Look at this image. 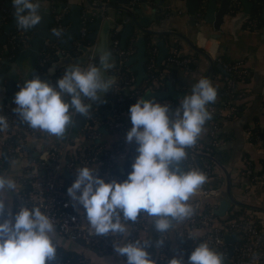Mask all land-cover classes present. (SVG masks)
<instances>
[{
    "label": "clouds",
    "instance_id": "obj_1",
    "mask_svg": "<svg viewBox=\"0 0 264 264\" xmlns=\"http://www.w3.org/2000/svg\"><path fill=\"white\" fill-rule=\"evenodd\" d=\"M17 26L23 30L36 28L42 21L40 0H12ZM61 37L62 30L52 29ZM97 64H69L55 86L39 77L27 79L15 93L13 111L34 130L60 139L65 136L74 114L87 117L92 104L110 91L114 80L105 73L114 67L112 53L98 49ZM217 88L208 78L193 84L179 106L169 116V106L155 99H137L130 106L131 129L126 142L138 145L132 171L122 183H105L97 178V169L87 166L75 172V181L67 189L74 204L82 206L86 220L96 235L119 236L114 251L126 257V264H157L148 249L149 239L128 240L130 222L148 216L160 234L172 230L174 222L194 213L188 203L206 183V174L192 168L178 167L187 158L186 149L196 144L206 122L212 119L208 106L217 100ZM102 102V101H101ZM9 127L0 116V131ZM15 180L0 174V264H55L57 259L56 225L40 207L21 203L13 216L6 209L9 193L16 194ZM67 206V205H66ZM123 240L121 245L120 241ZM164 240L156 241L155 247ZM226 254L210 247L207 241L197 244L187 264H225ZM168 264H184L183 258H172Z\"/></svg>",
    "mask_w": 264,
    "mask_h": 264
},
{
    "label": "crops",
    "instance_id": "obj_2",
    "mask_svg": "<svg viewBox=\"0 0 264 264\" xmlns=\"http://www.w3.org/2000/svg\"><path fill=\"white\" fill-rule=\"evenodd\" d=\"M185 1L186 0H145L144 5H140V8L138 2L134 6L128 5L129 10H134L133 16L136 20L138 17H141L143 20L144 17L147 18L145 19L146 21L144 20L145 25L142 29H149L152 32H157V35L155 34L153 36L144 35V49L147 46H151L153 64L160 65L172 50H175L179 55H195L192 59L191 69L180 66L171 68V78L166 82L169 83L171 90L177 94V97L175 99L171 97L161 99L170 102L169 109H177L179 101L186 94H190L193 84L200 78L210 79L217 90L222 86L224 83V79L222 78L224 71L218 63L212 60V57L215 55L226 62L237 63L248 70L247 80L238 83V88L243 90L245 102L241 111L231 118H225L220 121L219 141L212 153V163L211 165L209 164L210 175L203 185V187L208 188L211 192L206 197L196 193L191 199L197 200L199 198L200 201L209 203L213 209L218 207L220 201H226L227 206L221 216H226L229 211L235 209H245L239 206L243 204L264 208V179L259 178L264 163V146L254 140L252 141L250 137L252 130L264 134V37L261 34L263 23L260 18L259 25L257 26L249 25L248 22L250 20H246L241 24L240 28L236 27V25L232 27L228 21L230 17L243 10L244 7H248V3H250L249 14L251 11L250 0H238V6L234 14L230 15L226 10L222 17V23L219 25L221 31L218 32L213 29V24L211 22L202 21V10L199 18L197 14L194 15L193 24H191L188 20ZM11 2L12 0L10 3ZM227 3L228 0L226 6ZM219 4L220 0H215V9L219 7ZM72 5L87 6L85 0H40V6L49 10V16L52 19L55 17L56 13H61V10L64 8L65 11L63 12V16H65L64 18L62 16V21L70 15V7ZM58 7H60V9L56 11ZM135 10H139V12L135 13ZM103 14L112 17L115 16L117 12L114 9H110L106 11L103 10ZM62 26V32L66 31L69 29L70 23L67 22L65 25L62 24ZM14 28L20 29L18 26ZM48 29L52 31V29H54V24H48ZM130 34L131 35L126 37L123 46L126 44L131 46L132 44L133 52L131 55H133L136 51L134 44L137 38L142 34L138 30V27H134ZM63 38V35L61 37H55V41H57V54L62 56H75L80 54L79 52H74L73 49L77 44L75 36H69L66 41H63ZM147 39L148 41H146ZM51 42V40L45 39L44 46L49 45ZM156 42H158V44H156ZM29 44L18 46L25 48L29 46ZM68 44L70 48L67 47ZM18 46L10 56H0V60H11L18 51ZM173 46H176V48H173ZM194 46L202 50L203 54L208 55V58L193 51L191 47ZM0 50L1 54L7 52L6 37L3 42L0 43ZM160 50H165V53L160 54V58L157 60ZM40 51L41 50H39L36 59L40 55ZM57 54L56 58L51 60L44 68L38 66L35 59L39 75L45 74L46 68L58 59ZM136 64L137 63L133 61L128 65L129 69L134 73V79L137 74ZM65 68L66 67L60 68L52 75L48 76L51 85L55 86L57 78L63 73ZM28 73L29 63L27 59H24L22 61V72L20 73L19 80H24ZM164 90H166V85L163 90L159 91ZM146 91L154 92L151 89H147ZM179 94H181V97ZM142 96L143 95L139 98ZM220 99L221 97L218 94L214 104L218 103ZM15 107L16 105L13 104L8 105L4 102L1 103L0 116L13 110ZM174 112L175 111L170 112L169 116L171 117ZM124 122L125 127L120 132L109 133L104 130V132H101L99 140L94 142L103 145L107 149H111L115 141L121 140L123 142L122 152L119 153L115 159L116 168L120 171H122L124 160L127 159L125 157L126 150L131 145H135L136 149L138 147L135 142H126V134L132 127L129 110L125 112ZM22 124L27 127V129L31 130L30 134L25 135V148L23 152L19 153L18 156L9 157L5 150L0 148V174L15 180L18 185V191L20 189L19 179L28 175V172L22 170L25 165L26 157L30 155V157L34 159H44L47 147L57 139L54 136H49L43 131L30 128L24 122H22ZM72 132L74 134L73 137L71 136ZM78 133L79 131L66 130L65 136L67 135L71 141H75L73 144H68L69 147L78 148L85 143L83 141L84 139L81 138ZM206 133L207 124H205L204 131L201 133L199 139H204ZM2 150H4L3 154ZM197 159L200 167H196L201 170V166L205 161L202 158ZM14 195L15 194L9 193V201H6V209H12ZM209 200L211 201L209 202ZM252 212L264 217V214L260 212L254 210H252ZM204 229L205 228L198 227L194 229L193 232L199 236L202 235ZM137 236L140 239L152 240V233L150 231H139ZM55 240L57 246H61L63 249L75 253H82L92 264H126V261L122 259L121 255L114 250L106 254H97L86 247L83 248L77 243L66 241L61 238L57 232ZM89 252L97 256H92L93 258H90L88 256Z\"/></svg>",
    "mask_w": 264,
    "mask_h": 264
},
{
    "label": "built area",
    "instance_id": "obj_3",
    "mask_svg": "<svg viewBox=\"0 0 264 264\" xmlns=\"http://www.w3.org/2000/svg\"><path fill=\"white\" fill-rule=\"evenodd\" d=\"M5 0H0V17L3 18L6 14L4 7ZM138 0H129V5L134 6ZM205 0H199V10L196 12L197 16L201 14L202 6ZM264 6V0L262 2ZM238 6V0H228L226 10L227 13L232 15L236 11ZM65 9L61 10V13H56L54 20V29L62 30V16ZM100 14L104 15L101 11ZM106 16V15H105ZM127 20V17H124ZM249 25L255 26V20L249 19ZM121 28V22L116 23L111 30V45L110 52L116 56L114 67L109 71V74L113 76L114 84L110 89L113 94L116 95V100H122L121 90L125 86H120L117 82V74L113 72L125 63L127 58L132 54L131 47H121L119 44V31ZM81 35L84 33L83 29L80 30ZM16 39L25 43L29 40V36L23 29H16L9 35V43L14 42ZM175 52V50H172ZM47 56L43 55L37 60V64L43 67L47 62ZM168 61H173L177 66L187 68L189 59L182 57L175 59L172 54L167 56ZM212 60L218 63L221 68L227 72V74L233 75L236 80L242 81L245 76L248 75V70L238 65L237 63H230L222 60L219 56L212 57ZM149 66H153L152 58L149 60ZM91 64V60L87 62ZM86 64V65H87ZM93 64H97L94 62ZM85 65V66H86ZM168 77V76H166ZM129 81H133V77H130ZM224 84L228 88H233L235 82L232 78L225 77ZM240 95L244 96L243 91ZM156 102L169 106L170 102L161 99H155ZM233 98L226 96L220 99L216 104H210L208 106L209 111L212 113V119L206 122L207 124V136L208 143L204 150H200L201 143L197 140L196 144L192 146L195 152H203L209 154L213 148L218 144L219 126L215 123L216 119L224 117L231 118L235 116L234 107L231 104ZM109 110V109H107ZM125 112L115 107L110 110L109 116L103 118V121H93L89 116L85 118V124L79 128L78 135L84 140L98 141L101 136L99 127H102L106 132H120L125 127L124 122ZM8 123L9 127L0 131V148H3L9 157L18 156L23 152L25 148V135L31 133L30 129H27L22 124L19 116L13 111L4 113L3 115ZM69 138L64 136L63 138L56 139L46 149L44 159H34L28 155L23 167L24 172H28V175L19 179L20 189L13 197V205L10 210L13 216L18 212L21 203H25L28 207H40L41 211L47 214L54 224L56 225V232L59 236L68 242L77 243L83 248H88L97 254H106L114 250L115 242L119 241L121 237L112 235H96L94 230L90 227L86 220L84 210L82 206L74 204L70 197L67 195V189L75 181V172L81 167H89L91 169H97L95 175L97 178L103 179L105 183L116 181L122 183L123 180L120 175L114 172L116 169L115 159L116 156L121 153L123 148V142L121 140L115 141L112 144L111 149H107L103 145L98 148H92L91 150H82V146L69 147ZM73 141V140H72ZM254 141L264 146V140L255 136ZM75 142V141H74ZM78 149V156L70 159H66L67 153H71V150ZM138 155L135 145L129 147L125 152V157L129 161L130 173L132 171V164ZM197 168L194 163V158L185 160L184 170H190ZM201 170L208 177L210 175V165L203 163ZM66 172L65 174L63 172ZM64 176V177H63ZM259 178L264 179V163L259 175ZM211 190L206 187H201L197 194L203 197L209 195ZM188 203L193 207L194 213L191 217L174 222V226L171 231L160 234L153 228V219L148 216L138 218V221L134 224L130 222L129 231H131L128 240L140 239L137 234L139 231H150L152 233V247L148 249L152 258L157 261V264H167L172 258H183L184 264H187L188 257L193 251L194 247L200 242L207 241L210 247L214 248L218 252L226 254L225 264H264V217L263 219L252 220L249 216H238L235 218L217 221L213 211L212 212H200V200H189ZM67 205V206H66ZM258 215V214H257ZM5 215L0 219H7ZM198 227L205 228L202 235L197 236L193 230ZM234 235L232 242L226 243L223 239L225 235ZM163 239L164 243L161 247L156 248V241ZM144 240V239H140ZM178 241V243H176ZM121 245L123 240L120 241ZM57 245V244H56ZM228 245H230V254L227 257ZM81 258H77L73 264H92L82 253H78ZM122 259L126 261V257L122 256ZM69 260L58 262L55 264H68Z\"/></svg>",
    "mask_w": 264,
    "mask_h": 264
},
{
    "label": "water",
    "instance_id": "obj_4",
    "mask_svg": "<svg viewBox=\"0 0 264 264\" xmlns=\"http://www.w3.org/2000/svg\"><path fill=\"white\" fill-rule=\"evenodd\" d=\"M11 0H5V4L9 5ZM199 0H186V12L188 15V20L191 24H193L194 15L200 9ZM100 2V3H98ZM226 2L227 0H220L219 7L215 9V0H205L204 5L202 6V21L211 22L213 24V29L215 31L220 32L221 29L219 25L222 23V17L226 12ZM87 6H79V5H72L70 7V15L62 21V24L65 25L67 22L70 23V27L68 30L63 31V41L67 40V38L71 35L75 36L77 39V44L75 45L74 52H79L80 54L71 56V55H58V59L51 63L45 70V74L39 75L37 66H36V56L39 50L44 49V40L49 39L51 41L55 40V36L52 35V31L48 29V24H54V20L49 16V10L47 8L41 7V15L43 17L41 23L33 29L27 31H33L34 36L30 41L29 46L21 47L18 46V51L14 54L11 60H0V104L6 103L8 105L14 104V96L20 90V87L23 85V82L27 79H33L35 77H39L42 81L48 82L50 84L48 76L52 75L55 71L59 70L60 68L67 67L69 64L80 63L82 66H85L89 60L97 59V65L99 60V52L98 49L103 47L105 50L110 51L111 45V30L115 26L116 23L121 22V28L119 31V44L123 46L124 41L128 35H131V30L134 27H138V30L141 32V36L137 38L134 46L136 47V51L133 55H130L127 60L125 61V65H129L131 62L135 61L137 74L135 76V82L138 83L143 77L144 72L142 68V63L144 61V35H157V32H152L149 29L144 30L142 27L145 25L144 20L147 19L144 17V20L141 17H138L137 20L133 16V11L129 10V0H85ZM139 8L140 5L143 6L145 0H138ZM141 3V4H140ZM117 6H116V5ZM249 5L248 7H244L243 10L237 12L235 15L229 18V24L233 27L241 26V24L250 19L249 14ZM61 7V6H60ZM56 11H58L60 9ZM116 10L117 14L115 16L109 17L100 14L103 10ZM139 10H135V13H138ZM14 10L11 11V18L10 20L2 26V31L0 34V43L3 42L6 35L12 30L14 27H17L16 18L14 16ZM124 17L128 19L125 20ZM259 17L263 23L261 27V34L264 37V6L261 7ZM153 19V18H152ZM146 21V20H145ZM83 29L84 33L81 35L80 30ZM62 42V41H61ZM158 44V42H156ZM70 48L69 44L67 45ZM193 51L198 52L206 58L208 55L203 54V51L194 47H191ZM165 53V50L159 51V56L157 60L160 58V54ZM24 59L28 60L29 63V73L24 80H19L20 73L22 72V61ZM113 64H115L116 56L112 55ZM211 62V60H210ZM111 70V69H110ZM109 70V71H110ZM65 71V70H64ZM64 71L62 74L59 75L57 78H62ZM109 71L105 73V76L108 78H112L113 76L109 74ZM166 90L164 91H156L150 92L145 91L143 94L144 99H162L165 97L176 98L177 94L173 92L169 86L168 82H165ZM106 94H103L101 98L105 97ZM181 97V94H179ZM176 108L169 109V113L175 111ZM110 115L109 110L105 109L102 111L101 119ZM85 124V118L80 114H74L73 123L68 126V130L77 131L79 128L83 127ZM100 132H104L102 127L98 128ZM73 132L71 136L73 137ZM4 150H2V154ZM198 153V152H196ZM194 163L197 167H200L197 157H195ZM178 167L181 168V165ZM66 173L65 171L63 172ZM211 200H209L210 202ZM227 206L226 201H220L218 207L213 209V213L215 215L221 216L225 207ZM244 207L247 210H254L264 214V208L254 207L249 205H239ZM234 238V235H225L223 237L226 243H231ZM230 254V245H228L227 257Z\"/></svg>",
    "mask_w": 264,
    "mask_h": 264
},
{
    "label": "trees",
    "instance_id": "obj_5",
    "mask_svg": "<svg viewBox=\"0 0 264 264\" xmlns=\"http://www.w3.org/2000/svg\"><path fill=\"white\" fill-rule=\"evenodd\" d=\"M250 1H251L250 19L255 20V22H256L255 26H257V25H259V20H260L259 14H260L261 7L263 6L262 5L263 0H250ZM4 7L6 9V14L3 18L0 17V31L2 30L3 24L8 22L11 18V11L13 10L12 2L9 5H6L4 2ZM64 16H63V18H64ZM199 17H200V15H198V18ZM15 30H16V28H13L12 30H10V32L6 36L7 52L5 54L0 53V56H10L14 52V50L16 49V47L18 45H28L34 36L33 31L25 30L27 35L29 36V40H27L25 43H22L21 41L16 39L14 42L9 43V41H8L9 35L11 33H13ZM146 41H148V39ZM56 47H57V41L54 40L49 45L45 46L43 50L40 51V55L37 57L36 61L38 60L39 57H42L43 55H46L48 58L47 62L44 64L43 68L46 67V65L51 60H54L56 58V54H57L56 53ZM123 47L124 48L128 47V44L124 45ZM129 47L133 48V45L131 44V46L129 45ZM173 48H176V46H173ZM0 52H1V50H0ZM169 54H172L175 59L187 57L189 59V62L187 63V67L189 69H191L192 59L194 58L195 55H193V54L179 55L176 51L175 52L171 51V52H169ZM152 56H153V52H152L151 46L145 47V49H144V58L145 59L143 61V65H142L144 77L138 83H135L134 73H133V71H131L129 69V66L123 64L118 68L117 71H115V69H113V72L114 73L116 72V74H117V82L119 83V85L123 86V87L125 86V88L123 90H121L122 100L117 101L116 95L113 94L110 90L108 93H106L105 97L101 98L102 102L98 101L97 103L92 104L91 111L88 115L91 120L103 121L104 119H101V117H102V111L105 109H109V112H110L111 109L118 107L120 110L127 112L129 110L130 106L133 105L134 103H136L137 99H139V97L141 95H143L147 89H151L154 92L164 89L165 82L168 81L169 78H171V76H170L172 73L171 68H175V67H177V65L173 61H168L167 57H166V59H164V61L160 65L153 64V66L150 67L148 60ZM94 62H97V59L91 60V64H93ZM166 76H168V77H166ZM226 76L233 79V81L235 82L234 87L228 88L223 83L222 86L217 90V92L221 98L229 96V97L234 99L231 104L234 107L235 114H237L238 112L241 111L242 106L245 103L244 102V96L240 95V92L243 90L241 88H238V83L241 81L236 80L233 77V75H231V74L229 75V74H227V72L224 71V73L222 74V78L225 79ZM130 77H133V81H129ZM247 77H248V75L243 78L242 82H245L247 80ZM110 118L114 119L113 116L110 117V115H109V119ZM222 119H225V118L224 117L218 118L215 120L216 121L215 123L219 126L220 121ZM109 133H112V132L109 130ZM255 136H258L262 140H264V134L262 132L252 130L251 136H250L252 141L254 140ZM83 141L85 142L83 145H81L83 151L84 150H91L92 148L95 149V148H98L99 146H101V144L94 143L93 140H83ZM198 141L201 143L200 150L203 151L204 148L207 146V143H208L207 133H206V136L204 139H198ZM73 143H74V141L69 140V144H73ZM129 147H132V145ZM186 151L188 153L186 159H190V157L191 158L197 157L199 159L202 158L206 163L211 165L212 153L214 151V148L211 150V152H209V154H204L203 152L196 153L192 147L186 149ZM78 154H79L78 149H73V150H71V153H67L66 159L77 157ZM129 165H130L129 161L126 159L123 162L122 171H120L117 168L114 169V172H116L118 175H120L123 181L127 180L128 175L130 174ZM181 166L184 169L185 161L182 163ZM200 206H201L200 210H199L200 212L208 213V212L213 211L212 206L207 202L200 201ZM213 216H215L217 221H223V220L235 218L238 216H249L252 220H255V222H256V220H258V218L263 219L261 216L257 215L256 213H253L251 210H245V209H236L233 211H229V213L226 216H221V217H218L216 215H213ZM176 243H178V241H176ZM79 257L81 258V256L78 255V253H75V252L70 251V250H65L61 246H57V259H56V261L61 262V261L68 259L69 260L68 264H73L76 262L77 258H79ZM77 264H79V263H77Z\"/></svg>",
    "mask_w": 264,
    "mask_h": 264
},
{
    "label": "rangeland",
    "instance_id": "obj_6",
    "mask_svg": "<svg viewBox=\"0 0 264 264\" xmlns=\"http://www.w3.org/2000/svg\"><path fill=\"white\" fill-rule=\"evenodd\" d=\"M49 135V134H48ZM49 136H51V135H49ZM55 137V136H54ZM56 138V137H55ZM236 210V209H235ZM253 213H255V212H253ZM91 255V256H90ZM88 256L90 257V258H93L94 256H97L96 254H93V253H88ZM93 256V257H92Z\"/></svg>",
    "mask_w": 264,
    "mask_h": 264
}]
</instances>
